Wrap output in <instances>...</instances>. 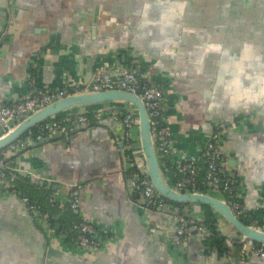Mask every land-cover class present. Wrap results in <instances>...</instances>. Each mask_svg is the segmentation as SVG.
<instances>
[{"label":"crops","instance_id":"crops-1","mask_svg":"<svg viewBox=\"0 0 264 264\" xmlns=\"http://www.w3.org/2000/svg\"><path fill=\"white\" fill-rule=\"evenodd\" d=\"M257 1L0 0V108L33 87L87 88L99 67L115 76L140 67L148 83L167 92L170 164L197 159L217 127L245 121L228 129L222 149L253 211L264 203V0ZM94 114L70 141L54 132L10 159L20 193L38 202L55 197L57 247L71 258L46 263V232L0 177V264H235L199 236L170 244L164 233L177 215L143 205L127 188L129 173L145 164L139 127L132 132L138 148L131 149L121 120ZM76 183L83 200L72 213L98 223L97 251L71 241L73 214L65 204ZM172 208L206 218L202 205ZM214 213L233 244L231 224ZM250 255L251 264H264V256Z\"/></svg>","mask_w":264,"mask_h":264},{"label":"built area","instance_id":"built-area-1","mask_svg":"<svg viewBox=\"0 0 264 264\" xmlns=\"http://www.w3.org/2000/svg\"><path fill=\"white\" fill-rule=\"evenodd\" d=\"M114 71L106 67H99L94 73L93 88L95 90L123 89L137 93L142 97L151 117L152 134L159 156L164 163L166 175L172 186L186 193H210L213 185L221 190L223 200L230 205L238 217L242 218L248 210L243 200V192L239 190V186L238 188L236 186L237 175L224 161L222 140L229 128L245 127V121L220 125L212 132L202 149L201 155L197 159L186 158L179 164L172 165L169 163L170 159L168 157L173 150V131L165 110L167 100L165 88L148 83L142 73L137 72L134 68H126L118 76L114 75ZM86 89L67 85L58 89L33 87L28 96L20 100L8 102L0 108V136L11 130L17 122L21 121L24 118V113L35 112L66 95ZM102 114L112 115L116 119L121 120L124 125L126 139L132 144V132L135 127H138L139 122L138 113L113 109L95 113L94 115L101 116ZM90 120L91 118L87 113H67L60 117H54L36 125L38 127L36 133L31 129L23 138L9 147L1 149L0 177L4 182V187L11 190L14 194H18V190L13 186L12 182L14 176L10 173L12 153L23 152L34 143H41L47 140L48 136L54 132H59L66 141H70L72 135L81 130L82 125L89 124ZM201 172L203 173L202 179L200 178ZM127 186L131 189V193L144 196L153 209L173 207L139 169L132 170L129 173ZM19 200L24 208L33 214L46 233L52 238L58 234L55 231L50 212L44 209L41 203L32 201L27 195H20ZM82 200L83 185L76 183L70 188L69 199L68 203L65 204V208L72 211L79 210ZM47 202L51 207L57 204L54 196H50ZM259 208L264 209V203L254 210ZM176 215V224L164 233V237L170 240L172 245L177 248L180 247L184 240L190 239L193 236H199L202 240H206L211 234L210 229L204 222L186 217L180 212ZM250 225L264 231V223H260L257 220L251 222ZM71 241L85 252L97 251L103 247L98 223L87 218H81L80 221L73 222V238ZM240 244L241 264H251V253L264 256V243H257L243 236L240 239ZM226 253L230 256L229 250Z\"/></svg>","mask_w":264,"mask_h":264},{"label":"water","instance_id":"water-1","mask_svg":"<svg viewBox=\"0 0 264 264\" xmlns=\"http://www.w3.org/2000/svg\"><path fill=\"white\" fill-rule=\"evenodd\" d=\"M136 70L137 72L142 73L140 67L136 68ZM112 103L119 104L112 105ZM89 108L91 109L88 110ZM113 109L126 110L138 113V127L140 131L141 143L140 146L144 153L145 164L139 165L137 166V168L152 182L155 189L163 197H165L171 204L172 202H175L183 205H208L212 208L214 212L218 213L222 218H224L227 222L231 224V227L234 229V233L232 235H228V237L233 239L234 243L230 244L229 242H227V245L230 249L229 260H233L235 264H241L240 239L243 236L250 240H253L254 242L261 244L264 243V231H261L251 226L250 224L243 221L242 218L238 217L234 213L230 205L223 200V193L217 187H214L212 185L213 189L210 193H186L181 192L172 186L166 175L164 163L161 160V157L159 156L154 141L150 114L148 112L144 100L137 93H133L123 89L95 90L93 88V83H91L89 84L86 90L66 95L36 110L35 112L24 113V118L21 121L17 122L11 130L0 136V150L9 147L11 144L23 138L36 125L45 122L51 118L57 117L58 114L62 113V116L67 113H99ZM122 137L127 141L125 134H123ZM130 147L131 149H135L138 148V145L136 142L133 141ZM18 153H21V151L12 153L11 158H14L16 155H18ZM128 190L130 193L132 192L131 189L128 188ZM18 195H22V193L18 192ZM142 197L144 198V196ZM142 204L150 207V204L145 198ZM157 210L159 212H165L173 215L179 213V211H175L173 208L171 209L169 207H160L157 208ZM31 216L34 220L36 219L33 214H31ZM187 217L195 218V216L190 215H187ZM53 218L54 220L58 219V217L55 216H53ZM35 223H37V225L42 228V226L38 222H36V220ZM54 228L56 232H59L62 229L61 225L55 222ZM46 234L47 237L44 235L46 239L44 244L46 263H60L62 256L71 258L69 252H66V250L64 251L57 247L56 242H58L59 240V234H57L53 238L48 233ZM221 234L223 236H227V234L225 233ZM168 241L171 244V241Z\"/></svg>","mask_w":264,"mask_h":264},{"label":"trees","instance_id":"trees-1","mask_svg":"<svg viewBox=\"0 0 264 264\" xmlns=\"http://www.w3.org/2000/svg\"><path fill=\"white\" fill-rule=\"evenodd\" d=\"M72 91H74V89H72ZM61 114H58L57 117H60ZM87 114H88V116L90 118H92V116H93L92 112H89ZM32 130H33V132L36 133L38 131V127L35 126V127L32 128ZM9 176L12 177L10 174H9ZM200 178L201 179L203 178V173L202 172L200 174ZM236 180H237L236 186L238 188L239 181H240L238 176L236 177ZM18 181H19L18 177H14V179L12 180L13 186L18 190V192H20L19 188H18V186L16 184V182H18ZM22 195H27V196H29L31 198L32 201H35L29 194L22 193ZM47 201H48V197H47V199L44 202H38V201H35V202L41 203L42 206L44 207V209H47L50 212L52 220H53V222H55V220L53 218V215H54V212H56L58 206L56 204L55 206L51 207V206H49ZM172 204L173 205H183V204H179V203H175V202L174 203L172 202ZM203 208L206 211V218L202 222H204L207 225V227L210 229V231H211V234L205 240L207 246L209 247V250L217 249V250H219L221 252H226L229 249V247L227 245V241L225 242V238L226 237L223 236L220 233V231L218 230V224H217L218 220H217V217L215 216L214 211L208 205H203ZM69 211H70L69 213H72V210H69ZM70 219H71V222H72V225H73V222L74 221H80L81 217L73 214ZM242 219H243V221H245L248 224H250L251 222H253L255 220H257L260 223H264V209L263 208H259L257 210H253V211L250 210V211L246 212L244 214V216H242Z\"/></svg>","mask_w":264,"mask_h":264},{"label":"flooded vegetation","instance_id":"flooded-vegetation-1","mask_svg":"<svg viewBox=\"0 0 264 264\" xmlns=\"http://www.w3.org/2000/svg\"><path fill=\"white\" fill-rule=\"evenodd\" d=\"M249 1H251V3H255V2H258L257 0H256V1H254V0H249Z\"/></svg>","mask_w":264,"mask_h":264}]
</instances>
